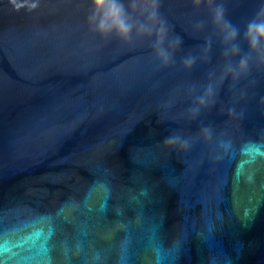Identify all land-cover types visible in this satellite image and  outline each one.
<instances>
[{"label":"water","instance_id":"obj_1","mask_svg":"<svg viewBox=\"0 0 264 264\" xmlns=\"http://www.w3.org/2000/svg\"><path fill=\"white\" fill-rule=\"evenodd\" d=\"M157 3L167 64L93 0H0V264H264V0Z\"/></svg>","mask_w":264,"mask_h":264},{"label":"clouds","instance_id":"obj_2","mask_svg":"<svg viewBox=\"0 0 264 264\" xmlns=\"http://www.w3.org/2000/svg\"><path fill=\"white\" fill-rule=\"evenodd\" d=\"M196 4H200L201 0H195ZM24 3H28L29 7L35 8L39 4V0H24ZM22 6V5H18ZM94 11L89 17L90 24L99 31L102 35H108L112 32H116L125 40H131L133 31L139 34L152 35L156 33L155 50L157 55L162 61L167 64L171 61V53L167 47L164 46V41L167 38L168 27L166 21L159 15V6L157 0H133L131 7L133 10L139 9L141 14H146L147 20H134L124 0H93ZM215 20L218 24H222L225 30V40H234L239 31L235 28L230 21L225 19V9L223 5H219L215 9ZM256 19H253L248 23L246 38L249 40L250 46L253 49H259L262 42H264V7L261 8L257 14ZM180 44V38L177 37L172 43V47H177ZM239 47L233 45L231 51L239 52ZM227 55V52L225 53ZM185 64L191 66L195 62V57L188 56L185 59ZM248 57L244 56L240 60V70H245L248 67ZM231 70V69H230ZM209 93L212 89L209 87ZM205 102V98L201 97V103ZM206 134L210 135V130H204ZM179 138L171 137L168 143H177ZM183 147H188V142H182Z\"/></svg>","mask_w":264,"mask_h":264}]
</instances>
